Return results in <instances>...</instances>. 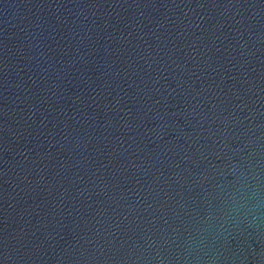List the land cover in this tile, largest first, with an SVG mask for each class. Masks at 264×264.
Masks as SVG:
<instances>
[{
    "label": "water",
    "instance_id": "1",
    "mask_svg": "<svg viewBox=\"0 0 264 264\" xmlns=\"http://www.w3.org/2000/svg\"><path fill=\"white\" fill-rule=\"evenodd\" d=\"M0 264H264V0H0Z\"/></svg>",
    "mask_w": 264,
    "mask_h": 264
}]
</instances>
